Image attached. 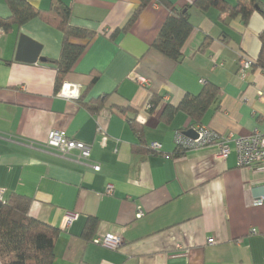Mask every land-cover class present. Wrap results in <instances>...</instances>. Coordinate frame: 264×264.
I'll return each mask as SVG.
<instances>
[{
    "label": "crops",
    "instance_id": "crops-1",
    "mask_svg": "<svg viewBox=\"0 0 264 264\" xmlns=\"http://www.w3.org/2000/svg\"><path fill=\"white\" fill-rule=\"evenodd\" d=\"M28 1L47 10L55 0ZM60 1L72 8L74 25L97 35L59 91L54 65L17 59L21 35L41 44V56L58 59V27L38 16L0 35V189L4 199L32 198L30 216L60 229L53 264H264V204H256L264 168L239 165L235 142L264 132V65L256 64L263 15L255 11L245 26L240 17L224 23L227 14L215 8H193L194 29L177 63L151 47L169 14L156 0L115 37L140 0ZM167 1L182 8L195 0ZM10 14L0 0V18ZM206 37L212 40L202 51ZM242 57L254 61L245 74ZM208 82L219 87V100L202 123L227 138V157L217 156V145L180 153L177 133L193 121L183 111L170 122L163 117ZM65 87L71 94H60ZM154 95L161 99L150 111ZM128 107L137 111L141 137ZM51 130L92 144L91 159L48 148ZM68 214L78 217L65 226ZM88 217L99 220L93 237L112 234L116 248L82 236Z\"/></svg>",
    "mask_w": 264,
    "mask_h": 264
},
{
    "label": "trees",
    "instance_id": "trees-1",
    "mask_svg": "<svg viewBox=\"0 0 264 264\" xmlns=\"http://www.w3.org/2000/svg\"><path fill=\"white\" fill-rule=\"evenodd\" d=\"M10 8L8 18H0V28L10 31L14 25L22 26L35 17H41L55 25L63 32L61 52L58 59H47L58 70L56 90L59 91L66 74L74 69L75 64L85 52L88 44L97 35L96 30L72 23V8L60 0H55L50 9L36 8L28 0H5ZM153 0H140L138 7L133 12L124 28L118 29L113 37L122 32H127L136 22L139 15L151 4ZM169 9V14L161 30L152 44V48L162 52L167 57L179 63L184 57L183 48L194 26L191 22L193 8L206 13L211 8L226 13L224 23L229 24L233 18L240 17L245 26L255 11L264 17L263 0H235L232 4L227 0H195L182 8L174 6L167 0H156ZM228 20V21H227ZM262 49L256 64L264 65V28L260 33ZM81 40L83 42H76ZM212 38L206 37L200 49H208ZM161 97L153 96L149 110L152 111L159 103ZM219 100V87L206 83L200 93L186 95L178 106L168 105L163 117L170 122L174 115L185 112L193 121L192 127L203 125L202 121L207 112L217 105ZM95 109V106H92ZM130 116L128 122L132 130L139 137L143 134V126L137 121V111L131 107L127 109ZM133 115V116H132ZM185 132V131H184ZM135 152L142 151L134 148ZM180 151V153H184ZM32 198L13 193L8 199L0 202V261L2 264H53L55 259V242L60 235V229L38 220L29 214ZM99 220L88 217L82 236L93 240Z\"/></svg>",
    "mask_w": 264,
    "mask_h": 264
},
{
    "label": "built area",
    "instance_id": "built-area-1",
    "mask_svg": "<svg viewBox=\"0 0 264 264\" xmlns=\"http://www.w3.org/2000/svg\"><path fill=\"white\" fill-rule=\"evenodd\" d=\"M3 29L0 28V35ZM253 59L242 57L239 61V72L245 74L253 66ZM67 87L60 93L63 95L71 94L67 92ZM198 136L196 138L190 137L185 132H178L176 137V144L179 151L198 149L204 146L217 145L219 152L217 156L227 157L230 148L228 146L227 138L220 136L216 132L211 131L204 125L195 128ZM237 145L238 164L245 167H254L260 165L264 168V132L256 130L253 133L239 137L235 140ZM46 146L50 149L56 150L62 156L75 155L79 161L90 160L92 157V144L73 138L67 134L65 130H51L46 140ZM157 147H161L157 145ZM95 170H100L101 165L95 162L93 165ZM4 190L0 189V202L5 201L3 196ZM107 193L111 194L112 186H109ZM256 204H264V193L256 201ZM144 212L139 209L138 216H143ZM78 217V214H68L65 219V226L72 223ZM256 229L251 230V234L256 233ZM118 237L107 234L103 237H94L93 242L108 248H116L119 244ZM209 244H214L213 238H209Z\"/></svg>",
    "mask_w": 264,
    "mask_h": 264
},
{
    "label": "water",
    "instance_id": "water-1",
    "mask_svg": "<svg viewBox=\"0 0 264 264\" xmlns=\"http://www.w3.org/2000/svg\"><path fill=\"white\" fill-rule=\"evenodd\" d=\"M17 59L29 63H36L37 61H47V58L41 56V44L26 35H21ZM185 134L193 138H196L198 136L195 128L186 130Z\"/></svg>",
    "mask_w": 264,
    "mask_h": 264
}]
</instances>
